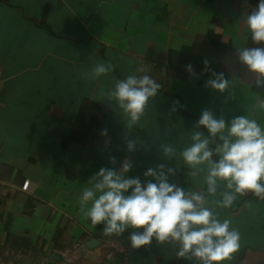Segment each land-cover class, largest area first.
I'll return each instance as SVG.
<instances>
[{"label": "crops", "instance_id": "crops-1", "mask_svg": "<svg viewBox=\"0 0 264 264\" xmlns=\"http://www.w3.org/2000/svg\"><path fill=\"white\" fill-rule=\"evenodd\" d=\"M250 8L243 0H0V264H193L155 240L131 248L132 229L104 237L103 225L81 219L78 198L101 167L119 170L126 159L128 177L142 183L163 163L176 168L170 183L206 188V173L188 175L179 156L202 111L264 123L254 108L264 88L236 58L252 46L242 17ZM101 63L109 73L89 79ZM140 69L161 89L142 128L129 130L98 94ZM211 71L231 80L234 99L205 87ZM126 138L137 141L133 152ZM168 142L175 159L159 150ZM218 211L241 235L239 252L223 264H264V201L249 195ZM93 237L98 244L88 248Z\"/></svg>", "mask_w": 264, "mask_h": 264}, {"label": "clouds", "instance_id": "clouds-1", "mask_svg": "<svg viewBox=\"0 0 264 264\" xmlns=\"http://www.w3.org/2000/svg\"><path fill=\"white\" fill-rule=\"evenodd\" d=\"M243 6L248 9L247 0ZM243 25L252 46L236 49L237 62L253 75L255 86L264 88V0L243 14ZM205 71L209 62L205 59ZM111 65H95L89 79L107 75ZM129 74L117 80L114 87L100 89L99 97L106 98L122 111L127 129L142 128L150 100L161 89L151 75ZM186 71L195 75L191 64ZM205 87L226 100L235 98L231 80L223 72L211 71ZM177 103H179L177 101ZM256 111H264V96H255ZM175 110V109H173ZM206 129L207 135L198 129ZM101 135H107L106 130ZM191 143L179 151L188 175L206 173V188L185 190L169 182L176 168L159 164L144 172L145 182L139 177L129 178L132 162L124 160L119 170L101 167L82 187L78 198L81 219L93 228L103 225L104 237L120 238L132 229L128 239L131 248L158 245L172 246L175 257L193 264H223L231 261L241 248L240 232L232 227L229 218H220L218 209H231L238 198L251 195L264 201V123L249 115H237L230 121L204 109L191 131ZM137 141L126 138L129 152ZM165 160L175 159L177 148L172 142L160 146ZM110 163L115 164L114 157Z\"/></svg>", "mask_w": 264, "mask_h": 264}, {"label": "water", "instance_id": "water-1", "mask_svg": "<svg viewBox=\"0 0 264 264\" xmlns=\"http://www.w3.org/2000/svg\"><path fill=\"white\" fill-rule=\"evenodd\" d=\"M98 244V240L96 239V238H91V239H89L88 240V242L86 243V246L88 247V248H93V247H95L96 245Z\"/></svg>", "mask_w": 264, "mask_h": 264}, {"label": "built area", "instance_id": "built-area-1", "mask_svg": "<svg viewBox=\"0 0 264 264\" xmlns=\"http://www.w3.org/2000/svg\"><path fill=\"white\" fill-rule=\"evenodd\" d=\"M28 184H29V181H28V180L24 181V183H23L22 186H21V189L26 190Z\"/></svg>", "mask_w": 264, "mask_h": 264}]
</instances>
